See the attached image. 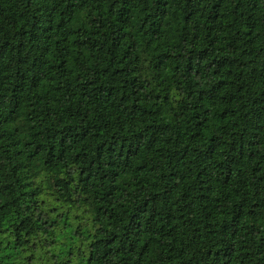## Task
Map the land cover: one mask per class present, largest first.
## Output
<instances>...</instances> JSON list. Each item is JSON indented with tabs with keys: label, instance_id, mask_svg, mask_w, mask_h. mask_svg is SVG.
Masks as SVG:
<instances>
[{
	"label": "trees",
	"instance_id": "trees-1",
	"mask_svg": "<svg viewBox=\"0 0 264 264\" xmlns=\"http://www.w3.org/2000/svg\"><path fill=\"white\" fill-rule=\"evenodd\" d=\"M0 264H264V0H0Z\"/></svg>",
	"mask_w": 264,
	"mask_h": 264
}]
</instances>
